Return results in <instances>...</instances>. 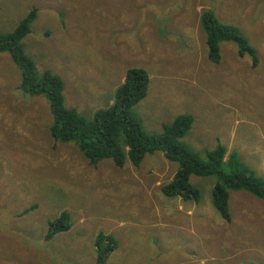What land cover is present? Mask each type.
<instances>
[{"label": "rangeland", "instance_id": "1", "mask_svg": "<svg viewBox=\"0 0 264 264\" xmlns=\"http://www.w3.org/2000/svg\"><path fill=\"white\" fill-rule=\"evenodd\" d=\"M32 7L24 51L62 78L66 106L90 119L112 103L128 68H144L147 93L133 108L146 132L190 114L182 141L191 150L204 159L221 143L224 164L238 155L264 180V0H0V33ZM203 9L236 27L255 54L239 56L227 40L219 62L210 60ZM1 54L0 264H96L100 231L117 242L104 264H264V199L230 191L224 220L211 204L215 176H190L197 203L164 194L178 163L161 152L137 166L127 157L120 167L108 158L90 165L75 142L51 138L49 101L25 94L19 68ZM63 210L70 229L45 240Z\"/></svg>", "mask_w": 264, "mask_h": 264}, {"label": "trees", "instance_id": "2", "mask_svg": "<svg viewBox=\"0 0 264 264\" xmlns=\"http://www.w3.org/2000/svg\"><path fill=\"white\" fill-rule=\"evenodd\" d=\"M36 16L37 8L32 7L9 32L0 33V55L7 53L10 57L5 55L8 60L19 68V86L25 94H43L49 101L51 122L48 131L53 140L75 142L83 157L93 166L108 158L120 167L126 157L132 165L137 166L145 154L161 152L168 160L178 163V170L162 187V191L185 201L198 202L201 198L199 188L190 182L191 175L215 176L216 181L210 192L211 204L224 220L231 218L230 191L243 189L264 199L263 178L246 166L238 155L228 154L224 164L225 148L218 143L216 148L205 151V158L202 159L182 141L192 124V115L180 113L171 122L164 123L161 132H146L142 118L133 108L147 93L149 75L144 68H128L123 81L113 93L112 103L94 110L90 119L80 114L76 108L66 106L62 78L50 69L39 71L33 58L24 51L22 39L30 33ZM199 23L205 34L207 56L213 62L220 60V41L230 40L236 43L239 56H243L245 52L255 54L237 28L220 22L210 9L201 10ZM252 65H256V59ZM32 208L25 209L21 214ZM71 224L69 212L61 211L56 218L48 221L45 240L69 230ZM94 244L96 264H104L117 242L111 234L100 231L95 236Z\"/></svg>", "mask_w": 264, "mask_h": 264}, {"label": "crops", "instance_id": "3", "mask_svg": "<svg viewBox=\"0 0 264 264\" xmlns=\"http://www.w3.org/2000/svg\"><path fill=\"white\" fill-rule=\"evenodd\" d=\"M120 46H121V45H120ZM117 50H118V49H117ZM179 198H180V197H179ZM194 202H195V201H194ZM196 203H197V202H196ZM164 227H166V226H165V225L162 226V228H164ZM173 239H174V237H173ZM176 240H178V239L176 238ZM257 242L260 243L262 246H264V242H260V241H257ZM257 242H253V243L251 244V246H250V249H251V250H253V248H254L253 245H254L255 243H257ZM181 245H182V247H181L182 249H185V250H186V249H187V250H188V249H189V250L191 249V250H192V247L189 246V244H188L187 241H183V243H182ZM246 246L249 247L248 244H246L245 247H246ZM177 247H178V246H176L175 249H176ZM252 247H253V248H252ZM194 248H195V247H193V249H194ZM164 249H165V251H166V250H167V251H170L169 248H164ZM248 251H249V249H248ZM193 252H194V251H193ZM248 259H250V258H249V255H248ZM186 261L189 262L190 264H193V262H191V260H186ZM182 263H183V261H182Z\"/></svg>", "mask_w": 264, "mask_h": 264}]
</instances>
